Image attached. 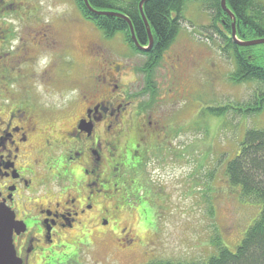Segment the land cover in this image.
Listing matches in <instances>:
<instances>
[{
  "label": "rangeland",
  "instance_id": "374dc122",
  "mask_svg": "<svg viewBox=\"0 0 264 264\" xmlns=\"http://www.w3.org/2000/svg\"><path fill=\"white\" fill-rule=\"evenodd\" d=\"M36 4L43 19L54 17L51 23L59 32L56 47L42 52L37 49L38 65L52 55L57 68L50 72L59 71V77H52L50 85L38 78L36 84L34 78L28 80L42 103L63 107L69 100L76 101L77 114L81 91L96 84L102 58L122 64L124 81L134 80L136 75L137 82L127 87L131 92L144 84L142 68L147 57L134 51L122 34L104 36L83 17L75 0H36ZM180 16L175 39L150 74L158 98L153 101L157 107L153 112L166 113L164 144L153 159L146 160L144 169L152 191L124 212H108V227L92 222L87 230L89 244L79 249L83 264L204 261L218 252V246L211 244L215 234L219 233L222 245L233 251L260 210L238 187L229 185L224 173L226 163L238 153L246 129L264 127V105L249 115L238 110L241 104L261 96L264 83L232 81L234 60L221 48V37L207 28L211 13L199 0H186ZM93 45L99 49L97 53L91 51ZM251 50L259 55L256 61L264 65V43L253 45ZM67 116V112L60 113V126L68 124ZM74 241L77 250L81 244Z\"/></svg>",
  "mask_w": 264,
  "mask_h": 264
},
{
  "label": "flooded vegetation",
  "instance_id": "af4514ba",
  "mask_svg": "<svg viewBox=\"0 0 264 264\" xmlns=\"http://www.w3.org/2000/svg\"><path fill=\"white\" fill-rule=\"evenodd\" d=\"M41 13L36 0H0V228L9 239L0 233V264H83L92 222L108 227V212L152 191L144 169L164 144L166 113L153 112L145 82L131 92L136 75L124 81L122 64L107 58L77 114L76 101L42 103L34 84L59 71L51 75L52 55L39 66L38 52L56 47L59 32Z\"/></svg>",
  "mask_w": 264,
  "mask_h": 264
},
{
  "label": "trees",
  "instance_id": "16d2710c",
  "mask_svg": "<svg viewBox=\"0 0 264 264\" xmlns=\"http://www.w3.org/2000/svg\"><path fill=\"white\" fill-rule=\"evenodd\" d=\"M96 10L119 11L125 14L134 29L135 36L141 45L147 44V33L139 12L140 0H88ZM186 0H145L142 4L144 15L149 23L153 37V46L147 51L138 50L134 45L127 22L118 16L99 14L90 11L83 0H75L83 17L102 31L104 36L112 37L116 33L123 35L124 40L136 52L147 57L142 71L145 73L146 90L155 98L157 88L151 86V71L156 66L164 49L175 39L179 25L180 12ZM211 13L207 25L217 33L223 43L221 48L234 60V72L231 79L235 83L258 81L264 83V65L256 61L258 54L251 50L253 46L237 45L231 37L232 19L221 8V0H199ZM226 6L235 15L236 36L239 39L264 37V3L258 0H226ZM206 28V29H207ZM258 90V89H257ZM260 91V90H258ZM259 97L241 104L238 109L249 115L264 105V90ZM258 99V102H253ZM153 101V99H152ZM217 113L220 110H215ZM225 177L229 185L238 187L240 194L253 206L260 207L252 223L248 226L235 249L231 251L222 245L220 234L213 236L211 244L218 246L216 255L204 261L195 260H154L147 264H264V127L247 128L238 153L225 165ZM143 210V209H142ZM143 212V211H141Z\"/></svg>",
  "mask_w": 264,
  "mask_h": 264
},
{
  "label": "water",
  "instance_id": "95a60500",
  "mask_svg": "<svg viewBox=\"0 0 264 264\" xmlns=\"http://www.w3.org/2000/svg\"><path fill=\"white\" fill-rule=\"evenodd\" d=\"M145 0H140L139 3H138V8H139V12H140V15L142 17V20H143V23L145 25V28H146V31H147V34H148V44L147 46H143L141 45L136 37H135V34H134V30H133V26L131 24V21L129 20V18L123 14L122 12H119V11H105V10H96L94 9L90 4H89V1L88 0H83L85 6L87 7L88 10L90 11H93V12H96V13H99V14H106V15H114V16H118L120 18H123L128 26H129V30H130V36H131V39L134 43V45L137 47L138 50H141V51H144V52H147L149 51L152 46H153V37H152V34H151V30H150V27H149V23L144 15V12H143V8H142V4ZM221 8L227 13V15L232 19V22H231V37H232V40L237 44V45H240V46H253V45H257V44H262L264 43V37H259V38H253V39H246V40H243V39H239L237 36H236V29H235V15L234 13L226 6V0H221ZM3 229L0 228V233H3L4 231H2ZM4 235H5V241H8V237L6 238V233L4 232ZM8 236V235H7Z\"/></svg>",
  "mask_w": 264,
  "mask_h": 264
}]
</instances>
